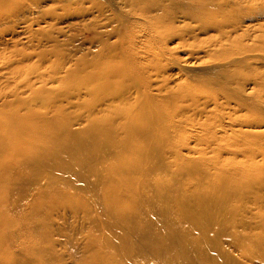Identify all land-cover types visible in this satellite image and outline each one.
I'll return each instance as SVG.
<instances>
[{
  "label": "rangeland",
  "instance_id": "1",
  "mask_svg": "<svg viewBox=\"0 0 264 264\" xmlns=\"http://www.w3.org/2000/svg\"><path fill=\"white\" fill-rule=\"evenodd\" d=\"M202 1L203 8L201 0H0V117L50 122L57 145L67 150L78 145V138L96 137L90 122L105 110L146 123L150 117L137 109L148 106L155 126L159 119L182 123L179 132L172 127L153 137L149 127L144 136L152 137L145 139L151 161L163 168L155 181L168 187L182 181L189 189L210 183L209 171L221 178L214 182L232 180L236 195L215 215L236 220L239 237L252 241L264 238V0ZM119 119L100 128L113 133ZM67 132L77 139H63ZM156 141L165 150L160 159ZM177 146L186 161L172 154ZM78 155L73 161L80 162V170L69 175L64 188L80 200L84 180L79 174L90 162L81 161L84 152ZM167 161H177L176 166L165 168ZM189 165L193 173L186 174ZM43 169L47 180L51 171ZM36 170L41 168H21L30 175ZM60 213L66 216L60 220L61 234L55 230L49 237L58 261L50 256L47 264H80L79 236L87 226L71 210ZM35 215L39 228L42 214ZM52 217L55 225L58 219ZM184 227L216 240V264H264L217 223L205 233L195 225ZM102 229L103 250L109 253L112 225L104 223ZM39 246L45 249L44 238Z\"/></svg>",
  "mask_w": 264,
  "mask_h": 264
},
{
  "label": "bare ground",
  "instance_id": "2",
  "mask_svg": "<svg viewBox=\"0 0 264 264\" xmlns=\"http://www.w3.org/2000/svg\"><path fill=\"white\" fill-rule=\"evenodd\" d=\"M201 2L203 8L204 1ZM206 16L210 18V15ZM206 22L211 27L218 24L211 20ZM237 30L239 28L235 32ZM137 110L148 115L150 121L142 123L140 119H130L120 111L114 117L111 115L114 110H105L100 118L91 119L93 128L90 134L96 137L91 136L84 141L78 138V145L67 147V150L57 145V136L47 128L51 126L50 122L38 118L28 120L17 115L0 117V264H47L50 256L58 261L53 248L55 242L49 237L54 235L55 230L61 234L60 220H65L66 216L60 212L70 210L71 215L82 218L87 226L85 234L82 231L79 236V243L83 245L80 264H90L91 261V264H216L220 255L216 240L207 238L208 235L197 237V231L190 233L184 227V224L195 225L200 228V233H205L213 223L219 224L229 238L248 246L245 250L247 254L264 260V238L248 241L246 237H239L234 228L236 220L216 216L227 204L225 202L236 195L232 180L224 184L214 182L217 176L209 171L208 174L214 176L210 183L194 184L189 189L187 186L184 188L182 181L171 187L164 180L155 181L163 168L151 161L152 155L147 148L149 143L145 139L157 137L158 131L167 128L174 127V131L179 132L182 123H174L173 119L163 124L159 119L155 126L153 122L157 118L153 113L147 114L150 113L148 106ZM115 119H119L120 123L113 133L110 129L106 132L105 128H100L101 125L109 128L108 123L115 124ZM149 127L155 133H151L149 138L144 137ZM62 138L70 142L77 139V134L67 132ZM157 141L155 144H158L160 159L165 150L159 147L160 141ZM182 148L177 146L172 154L186 161ZM81 152L86 155L81 161L90 163L79 174L84 182L81 185L83 195H77L82 199L77 200L75 194L68 192L64 186L71 180L69 175L80 170V162L76 164L73 160ZM154 153L157 155L158 152ZM144 155L148 160L140 161L138 158ZM67 157L71 158L68 162ZM90 157L99 161L92 162ZM168 163L165 168L176 166L177 161ZM24 164L41 170L30 175L21 171ZM43 168L51 171L47 180L43 178ZM192 169L189 165L183 172L190 174ZM45 197L56 198V203L44 204ZM37 213L42 214L39 228L32 218ZM54 215L58 219L56 226L52 222ZM104 223L112 225L113 229L110 239L114 247L110 244L109 253L103 250L107 243L102 234ZM221 235L219 233L218 236ZM42 238L45 239V249L39 246ZM75 239L76 236L72 240Z\"/></svg>",
  "mask_w": 264,
  "mask_h": 264
}]
</instances>
